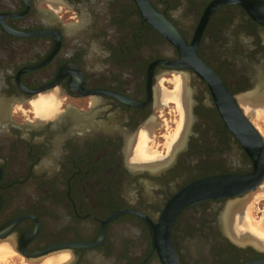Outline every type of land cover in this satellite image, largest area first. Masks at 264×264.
<instances>
[{
    "label": "flooded vegetation",
    "instance_id": "af4514ba",
    "mask_svg": "<svg viewBox=\"0 0 264 264\" xmlns=\"http://www.w3.org/2000/svg\"><path fill=\"white\" fill-rule=\"evenodd\" d=\"M262 89L264 0H0V241L28 264L264 255L226 217L243 195L170 209L196 180L253 171L236 110Z\"/></svg>",
    "mask_w": 264,
    "mask_h": 264
},
{
    "label": "water",
    "instance_id": "95a60500",
    "mask_svg": "<svg viewBox=\"0 0 264 264\" xmlns=\"http://www.w3.org/2000/svg\"><path fill=\"white\" fill-rule=\"evenodd\" d=\"M206 74H209V72L206 71ZM236 111L241 120L243 118L241 122L244 125L243 132L238 134V137L248 154L255 161L253 171L247 174H224L196 180L178 191L172 199V207L170 209L178 210L183 206L205 199L234 198L242 195L246 197L254 192L260 184L264 183V135L256 129L252 122L248 121L249 117L247 115L243 116L241 111ZM235 120L230 119L233 130L238 128ZM252 246L256 251L264 254V248L254 244ZM242 264H264V255Z\"/></svg>",
    "mask_w": 264,
    "mask_h": 264
},
{
    "label": "bare ground",
    "instance_id": "6f19581e",
    "mask_svg": "<svg viewBox=\"0 0 264 264\" xmlns=\"http://www.w3.org/2000/svg\"><path fill=\"white\" fill-rule=\"evenodd\" d=\"M174 83H175L174 85L176 87L175 88L176 92L173 93L172 96L167 95L165 99H168V100L173 99L176 102V104L178 105V108L180 109V114L182 115V109H181L182 105H181L180 100L178 98V96H179L178 95L179 94L178 89L180 88V79L179 78L174 79ZM53 95H56V94L54 93ZM53 95L40 96L36 101L32 102V104H34L33 108L35 110L36 115L46 117L55 111V109H56L55 98L56 97H54ZM164 96H161V97H164ZM160 99H162V98H160ZM239 104H240L241 108L243 109L244 113L246 115H249L248 116L249 118H250V116L251 117L252 116H260L259 114H261L262 111L260 112L259 110H260V108L264 107V106L260 107L261 105H264V89H262L258 92H255L253 94H249L247 96H243V97L239 98ZM180 124H181V122H180ZM178 128H179V126H178ZM176 130H178V129H176ZM176 133H173V134H176ZM142 139H143V137H142ZM172 139H174V137ZM139 143H140V141H139ZM137 146H139V145H137ZM136 148H139V147H136ZM146 150L148 151V149H146ZM136 151L137 150H135V152ZM147 151H144V152L147 153V157H148ZM146 153H144V154L146 155ZM149 154L155 155L154 152L149 153ZM153 155H151V156H153ZM142 156H143V153H142ZM259 188H260V194L257 193L258 197H259V195L264 194V183H262ZM253 194L254 193H251L247 197H244V198H241V199H238V200L231 202L227 207L226 217H228V220H230L231 217L239 216V214L241 212L245 217V221L237 229V234H238L237 236L239 237V240H241L242 242H251L252 244H254L260 248H264V227H262L260 225L261 221L259 223H254L255 221H253L252 218L250 219L248 207L246 206L247 205L246 203L250 200V198ZM253 196H252V198H253ZM232 225H233V222H232ZM14 252H15V250L9 242L0 241V264L6 263L8 261V259L13 255ZM63 259H64L63 256L58 257V258H53V257L51 258L50 257V258H47L46 260H44L41 264H59L60 262L62 263L64 261Z\"/></svg>",
    "mask_w": 264,
    "mask_h": 264
},
{
    "label": "rangeland",
    "instance_id": "374dc122",
    "mask_svg": "<svg viewBox=\"0 0 264 264\" xmlns=\"http://www.w3.org/2000/svg\"><path fill=\"white\" fill-rule=\"evenodd\" d=\"M32 104V102H31ZM32 104V109L33 112L35 113V110L33 108ZM264 105H261L260 107H262ZM260 112L262 111L261 114H259L260 116H252L250 118L252 124L256 127V129L262 134L264 135V107L260 108L259 110ZM259 117V118H258ZM250 200L246 203L247 207H248V211L250 214V219L252 218L253 221H255L254 223H259L260 221V225L262 227H264V194L259 195L260 194V188H257ZM258 193V194H257ZM256 195V196H255ZM247 212V211H246ZM15 253V254H14ZM13 253V255L8 259V261L6 263H1V264H28L26 263L23 259L20 258V256L18 255L19 253H17L16 251Z\"/></svg>",
    "mask_w": 264,
    "mask_h": 264
}]
</instances>
